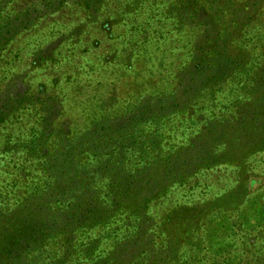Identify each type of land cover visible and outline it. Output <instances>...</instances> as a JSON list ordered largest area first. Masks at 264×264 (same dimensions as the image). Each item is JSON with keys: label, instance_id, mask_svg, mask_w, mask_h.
<instances>
[{"label": "rangeland", "instance_id": "rangeland-1", "mask_svg": "<svg viewBox=\"0 0 264 264\" xmlns=\"http://www.w3.org/2000/svg\"><path fill=\"white\" fill-rule=\"evenodd\" d=\"M46 1L0 0V264H264V0Z\"/></svg>", "mask_w": 264, "mask_h": 264}, {"label": "trees", "instance_id": "trees-1", "mask_svg": "<svg viewBox=\"0 0 264 264\" xmlns=\"http://www.w3.org/2000/svg\"><path fill=\"white\" fill-rule=\"evenodd\" d=\"M58 2L60 4L63 1L59 0ZM50 4H52V0H47L44 7L48 6ZM153 150L151 152V155H150V153L141 151V149L139 151H137L135 153V155L133 156V157H138L136 159L137 165H131L130 167L124 165L123 161L125 159V156H123L121 158L117 157V159L115 160V165H114V162L111 163L113 165L111 167H108L106 170H109L112 168V171L115 172L117 175H122L123 176L122 178L125 181L132 179L133 177H135L138 174L143 175L146 173L147 169H149V167L152 165L153 159H155L159 155L158 152H154ZM166 156L168 157L169 153ZM110 157H112V156H110ZM71 170L73 173L76 174V176L79 178L81 183H86L88 181V178H81L80 177L81 165L76 164L75 166L71 167ZM125 177H127L128 179H126ZM122 181H119V182H122ZM106 186L107 187L109 186V188L112 189L114 184H106ZM108 199H110L109 195H107L105 197L98 195L92 201H90V203L88 205L89 210L86 212H87V214L92 215L93 220H94L93 226H99L100 224H103V223L108 224L111 221V219L114 217V214L108 213V210H105V213H104V206L107 204ZM64 204H65V207L67 208L68 207L67 203L64 202ZM100 213H103V215H99ZM27 233L25 234V237H28L26 242H28L29 239H32V237H31L32 235L35 238H37V235L35 234V231L31 225H29V227L27 226Z\"/></svg>", "mask_w": 264, "mask_h": 264}]
</instances>
